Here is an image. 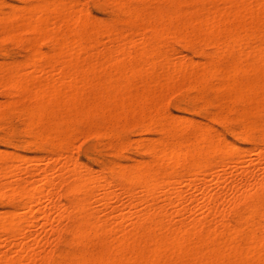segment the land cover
Returning a JSON list of instances; mask_svg holds the SVG:
<instances>
[{
    "label": "bare ground",
    "instance_id": "obj_1",
    "mask_svg": "<svg viewBox=\"0 0 264 264\" xmlns=\"http://www.w3.org/2000/svg\"><path fill=\"white\" fill-rule=\"evenodd\" d=\"M21 1L5 11L0 0V38L26 51L0 59V87L18 96L9 105L23 116L25 148L45 154L0 149V264H264V145L242 153L210 122L167 106L185 91L210 119L237 101L239 119L264 107V0H167L153 17L111 0L130 14L123 26L83 0ZM172 37L208 44L213 57H180ZM129 118L161 136L142 140L147 157L111 181L75 154L73 136L111 137ZM40 223L49 229L33 231ZM64 240L74 250L55 252Z\"/></svg>",
    "mask_w": 264,
    "mask_h": 264
},
{
    "label": "rangeland",
    "instance_id": "obj_2",
    "mask_svg": "<svg viewBox=\"0 0 264 264\" xmlns=\"http://www.w3.org/2000/svg\"><path fill=\"white\" fill-rule=\"evenodd\" d=\"M132 1H133V3L135 2L134 5H132L133 4ZM3 2H4V10L5 11L10 9L9 2H10V4H15V5H18V4L20 5V3L22 4L21 0H3ZM83 2H85V4L89 7L91 12L94 14V17L102 23H112V22L115 23L116 22L115 24H117L118 26H123L124 22L130 19V14L129 13L127 14V12H122L121 10L118 11L119 10L118 5L111 3V0H83ZM153 4H154V6H153ZM206 4L209 6H211V5L215 6V5L220 4V2L207 0ZM138 5H142V7L145 9V12L147 13V16L153 17L154 10L156 7H164V9L168 8L169 2L167 0H162V2H161V0H151V1H145V2H139L137 0H129V6L130 7L133 8V7H136ZM121 14H123V15H121ZM125 14H127V15H125ZM116 18H117V21H116ZM120 19H121V21H118ZM122 21H123V23H122ZM139 23L142 25V27H147V18L146 19L145 18L140 19ZM5 24L7 25L8 23H5ZM21 36H22L23 40H25L29 36V34L26 32H22ZM172 38L170 39L171 44L175 47L174 51H175V49L176 50L178 49L176 51V53H177V55L180 54V57H181V55L182 56L187 55V57H192L195 60L197 58V60H201V61H203V60L206 61L209 58L213 57V50H212L213 47L212 46L210 47V45H208V44H205L202 42L204 44L203 45L200 41H198V43H199L198 44L197 41L196 42L194 41L195 44H193V42H192V44L189 46L190 43H188V45H186L187 43L181 41L179 37L178 38L174 37L173 38L174 41L172 40ZM172 41H173V43H172ZM179 41L182 43H180ZM22 44L24 45L23 42H19V41L13 42L12 38L7 37V36L6 37L2 36L0 38V55H1L0 59H2L3 55H5L4 57L8 61L9 60L10 61L15 60L17 62H20V60L24 59V57H25L24 53H26L25 48L22 47L23 46ZM106 45L107 44H105V46ZM105 46L103 43V45L101 44L100 47L104 48ZM197 49L198 50L200 49V50L198 51ZM1 62H3V61L0 60V63ZM4 88H6V89H4ZM8 89H9L8 87H0V103H1V106H0V149L15 150V151L20 152L22 154H29V155H34L36 153L44 155L45 154L44 151L39 152V151L35 150L34 148L33 149H26L25 148L27 141L30 138L26 135V133H24L25 132V125H24V122L22 121L23 116H21L22 114L19 111V109H17L18 107L16 105H14V106L9 105L10 100L16 99V97L18 98V96L14 94L13 89H9L11 91H9ZM181 92H172L169 95L168 102H167V106H168L169 110L171 111V113L173 115H175V117L180 115L183 117L190 118L192 120L194 119L195 121H199L200 123L210 122L214 127L216 126V128L219 129L223 133V135L228 140H230L232 143H234L238 146L240 145L239 146L240 148L242 146L243 147L245 146L244 151H242L243 149L240 150L242 153L245 152V150L250 148V147H253L256 145H258V146L264 145L263 144L264 136H262V135H264V133H263L264 132V123H263L264 122V107H261L259 105L254 106L253 108H251L250 113L246 117L239 119V117H237V109L241 108L242 104L240 101H237L236 103H238V104H234L235 108H233L228 113V115L226 117H217V118L210 119L207 117V115H205L206 112L203 113V111H205V108L202 106L201 102L198 103L194 99L188 98L185 91H181ZM2 104H4V106ZM240 104H241V106H240ZM193 106L195 107V109ZM1 109H2V111H1ZM192 109H194L195 111ZM233 113H235V114H233ZM17 115H19V116H17ZM232 115H234V116L232 117ZM234 117L237 120L239 119L243 122L239 121L240 122L239 123ZM21 118H22V120H21ZM129 119L130 120L120 121V122H117L116 124H114L113 125V128H114L113 131L114 132H113V135L111 137H101L97 133H95L93 130L86 129V128L84 129L85 131H83V129H82V131L80 130L81 132H76L73 136V144H75L74 145L75 154L78 157H80L82 160L87 161L97 171H98V169L100 170V169L104 168L107 171L108 179L110 178L109 180H111V181H115L117 179V171L121 167H124L125 169L131 171L134 169L135 165L139 162L138 160H141V159H144L147 157V152L145 151V149H143L140 146V142L142 140L147 139L149 137L151 139H153V138L161 136V133L154 126H149L148 128L145 129V128H143V126L140 125L139 122H137V120H135L133 118H129ZM132 119H133V121H132ZM19 121H21V122H19ZM257 121H259V122H257ZM6 122H8V123L10 122V123L7 125ZM126 123H128V124H126ZM130 123L132 124L131 126H130ZM258 123H260L261 125L259 126ZM117 124L118 125L120 124V125L118 126ZM9 126H12V127H9ZM7 127L9 128V130L6 129ZM22 128H24V129H22ZM7 130H8V132H7ZM241 131H243V132L241 133ZM261 131H263V132H261ZM87 133H88V135H87ZM259 134H261V135H259ZM247 138H250L249 139L250 142ZM244 139H247V140H245L246 142L244 141ZM12 141H14V142H12ZM261 142H262V144H261ZM138 143H139V145H138ZM139 146H140V148H139ZM256 157H257V155L255 153H250V155H249V158H256ZM134 163H136V164H134ZM115 165H116V167H115ZM105 166H107V167H105ZM230 169H229V167H227L226 171H230ZM199 177L201 178L200 180H206L209 183L212 181L211 180L212 176L210 174L209 175L208 174H203V175L201 174ZM209 178H211V179H209ZM229 183L230 184H228V185H232L231 181ZM184 185H185V183L182 184L183 188L186 190L188 189L187 193L191 194L188 186L186 187V185L185 186ZM225 188H219L218 191L220 192V190H221V193H222V192H224ZM225 190L227 191V188ZM117 191H119V189ZM120 191H119V193H120ZM197 191H195V194L199 193ZM103 192H104L103 189H100V193L102 194ZM199 195H200V193L198 194V197H200ZM122 196H123V200H127L126 196L121 195V197ZM119 200L121 202V199H117L116 203H118L117 201H119ZM120 202L118 204H120ZM118 204H115V205H118ZM41 225H42L41 223L37 224L34 227L33 231H37V232L39 231L40 232V231H43L45 229H47V230L49 229V228H45L43 225L42 226ZM63 236L65 239L70 238V234L67 232H65L63 234ZM51 240H54L53 236L51 237ZM64 241L65 242L61 241V243H60V241L55 242L56 244L53 242L54 246L53 245L52 246H53V249L55 252L65 251V250L66 251L67 250H71V251L74 250V248L73 249L71 248L73 246H71L67 242V240H64Z\"/></svg>",
    "mask_w": 264,
    "mask_h": 264
}]
</instances>
